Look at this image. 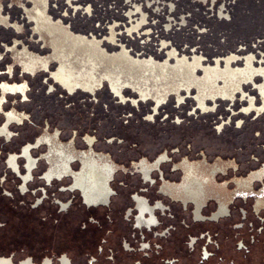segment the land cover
Returning a JSON list of instances; mask_svg holds the SVG:
<instances>
[{
  "label": "rangeland",
  "instance_id": "374dc122",
  "mask_svg": "<svg viewBox=\"0 0 264 264\" xmlns=\"http://www.w3.org/2000/svg\"><path fill=\"white\" fill-rule=\"evenodd\" d=\"M1 16L6 19L0 20V111L6 119L13 114L11 121L21 120L18 113L25 118L10 124L9 130L18 132L12 143L0 137V172L6 152L40 136L55 153L61 149L53 142L72 144L77 151L91 147L124 167L167 153L200 163L197 168L204 158L224 165L231 161L239 168L230 174L245 177L264 163V110H247L250 99L255 106L263 103L264 0H0ZM70 40L85 44L73 46ZM87 42L96 47L91 61L83 52ZM232 55L230 68L244 69L251 58L257 71L233 97L213 100L204 69L217 60L223 68ZM194 57L200 62L192 73L188 66ZM66 58L79 70L77 80L91 70L110 73L93 92L82 86L71 91L54 76ZM32 63L35 67L27 68ZM117 78L129 82L121 87L125 101L111 88ZM216 86L226 87L222 78ZM160 94L165 97L159 101ZM199 99L206 111L198 107ZM46 152L45 144L31 150L32 157L41 158L34 176L47 168L41 157ZM17 162L22 166V159ZM136 175L126 181L136 183ZM38 184L43 182L32 183ZM38 216L16 215V234L54 237L57 232L48 231L51 225Z\"/></svg>",
  "mask_w": 264,
  "mask_h": 264
},
{
  "label": "flooded vegetation",
  "instance_id": "af4514ba",
  "mask_svg": "<svg viewBox=\"0 0 264 264\" xmlns=\"http://www.w3.org/2000/svg\"><path fill=\"white\" fill-rule=\"evenodd\" d=\"M36 14L41 11L37 9ZM2 18L6 19L1 16L0 20ZM70 42L76 45L74 41ZM83 52L89 57L88 61L92 60L93 53L96 54L93 50ZM234 56L225 58L223 68L217 60L214 66L204 69L210 85L207 95L211 99L233 97L234 92L241 89V84L252 80L257 71L252 68L251 58H247L244 69L230 68ZM150 61L146 60V65ZM199 62V58L194 57L189 64L192 73ZM34 67L32 63L27 68ZM76 68L66 58L54 73L55 78L71 91L82 86L93 92L110 73L107 70L97 75L91 70L86 79L77 80L74 76L79 70ZM260 71L264 73V67ZM220 78L226 87L216 86ZM128 83L120 78L110 82L121 101H125L121 94L122 84ZM6 88L15 90L17 87ZM261 94L262 105L255 106L250 99L248 111L260 113L264 110V85ZM141 95L146 97L148 92ZM164 97L160 94L158 100ZM198 107L206 111L203 99L198 100ZM0 114L4 117L0 123V137L4 143H12L18 132L10 131L9 126L21 124L25 117L18 113L21 120L11 121L13 114H8L7 119L3 109ZM45 139L40 136L32 143H24L17 152H6L3 158L5 170L0 172V264H264V176L251 177L262 167L260 172L264 173V163L260 169L240 177L230 174L239 168L231 161L224 165L218 161L209 163L204 158L203 167L197 168L200 163L187 158L175 160L163 153L151 161L146 158L131 160L125 168L94 152L91 147L88 151H77L70 149L72 144L54 143L72 156L68 162L72 173L65 172L60 176L52 173L51 167L56 165L55 155L59 157L65 152L62 149L53 152L52 145ZM41 144L47 145V152L41 157L48 166L34 176L32 172L41 158L32 157L31 150ZM84 153L104 164L106 173L103 167L97 169L89 164L75 179L73 174L81 170ZM18 159L23 160L22 166ZM73 163L78 164L77 169L73 168ZM145 163L149 168L144 173L140 167ZM167 163L168 167L164 169L163 165ZM108 165L112 169L103 198L104 186L99 182L104 181L109 173ZM188 165L194 167L192 171L197 173L196 178L203 182V192L197 200L183 190V185L189 183L186 180ZM118 172L125 175L119 178ZM135 174L136 183L126 181L127 176ZM35 179L43 184L32 185ZM65 179L69 180L68 184L63 183ZM77 180H90L92 185ZM257 182L260 183L258 186L255 185ZM79 187L88 202H98L87 203ZM63 192L70 193L65 201L58 197ZM33 214L39 215L43 225H51L48 231L57 234L52 238H36L31 233L19 237L14 222L19 218L16 215L29 218Z\"/></svg>",
  "mask_w": 264,
  "mask_h": 264
},
{
  "label": "crops",
  "instance_id": "0c3cea01",
  "mask_svg": "<svg viewBox=\"0 0 264 264\" xmlns=\"http://www.w3.org/2000/svg\"><path fill=\"white\" fill-rule=\"evenodd\" d=\"M80 43L85 44L84 40H79V41H75V44L76 45H74V46H78V44H80ZM89 46H92L93 48L91 49V48H89ZM86 47L87 48H85V50H96V47H95V45H93V43L87 42L86 43ZM5 86L6 85H3L4 89H5ZM6 87H9V86H6ZM8 89H10V88H6L5 90H8ZM53 145H55L54 142H53ZM55 147L58 148V149L64 150L65 153L63 155L59 156V157H57V155H55V157H54V160L55 161L54 162L56 163V165L55 166L53 165L51 167L52 173H56V174H58V175L61 176L62 173L71 172L68 169L69 168L68 167V162L70 161V158L72 156H70L69 153L67 154L66 150L63 147H59V146H56V145H55ZM11 157H13V156H11ZM81 160H82V168H81V170L79 172L73 174L74 177H75V179L78 178L79 173H81L83 169H86V168L89 167L88 166L89 164L90 165H95L97 169H100V168L103 167V169L105 171V165L102 164L101 162H98V160L95 159L94 157L87 155V153H84L83 154V156L81 157ZM84 160H87L88 163H86ZM188 166H189V169H187L186 180L189 181V183L187 182V183H185V185H183V190H184L185 193H187L186 194L187 196H190L191 198L197 200L198 199L197 197H200V193L203 192V182L201 180H199V179L196 178L197 173H195V172L192 171L194 169V167L191 166V165H188ZM107 167H109V169H110V171L107 170V172H109V173L105 176V180L104 181H100L99 182L100 185H103L104 186L103 198H105V196H106V190H107L106 189V183H107L108 177L111 174V169H112V167L110 165H108ZM148 168L149 167H148V165L146 163L145 164H141L140 169L143 170L144 173L148 170ZM262 168L258 172L252 174V176H251L252 179L253 178H262V176H264V173H261L260 172V171H262ZM104 173H106V171ZM77 181L78 182L80 181L82 183L84 182L83 180H77ZM84 183L87 184V185H92L90 180H85ZM76 187H78V186H76ZM81 191H82V189H81ZM83 195H84V192H83ZM84 198H85V195H84ZM85 200H86V198H85ZM86 202L87 203H96L98 201H90V202H88L86 200Z\"/></svg>",
  "mask_w": 264,
  "mask_h": 264
},
{
  "label": "bare ground",
  "instance_id": "6f19581e",
  "mask_svg": "<svg viewBox=\"0 0 264 264\" xmlns=\"http://www.w3.org/2000/svg\"><path fill=\"white\" fill-rule=\"evenodd\" d=\"M44 1H46V0H44ZM203 1H204V0H203ZM214 1H215V0H214ZM44 3H45V2H44ZM41 4H42V3H41ZM42 6H43V5H42ZM141 19H142V18H141ZM141 19H140V20H141ZM140 22H141V21H140ZM139 24H140V23H139ZM73 46H74V45H73ZM83 49H84V48H83Z\"/></svg>",
  "mask_w": 264,
  "mask_h": 264
}]
</instances>
